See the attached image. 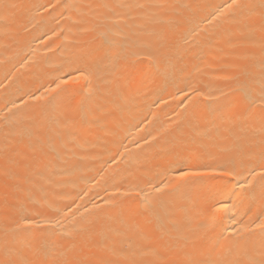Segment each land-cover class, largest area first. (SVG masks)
Listing matches in <instances>:
<instances>
[{"label":"bare ground","instance_id":"bare-ground-1","mask_svg":"<svg viewBox=\"0 0 264 264\" xmlns=\"http://www.w3.org/2000/svg\"><path fill=\"white\" fill-rule=\"evenodd\" d=\"M243 2L257 7L229 8L232 0H0V259L6 249L27 254L34 237L93 264H161L203 258L212 247L215 257L242 264L261 258L264 113L256 107L245 118L240 102L231 122L212 120L216 98L235 85L230 77L248 79L253 96L260 89L261 0ZM137 3L174 7L121 6ZM62 108L73 116L67 126L55 119ZM176 151L192 167L234 166L236 194L255 175L253 186L229 201L236 207L209 244L201 212L215 181L154 191L181 182L183 163L163 166ZM146 200L156 216L134 221L129 209L143 211Z\"/></svg>","mask_w":264,"mask_h":264},{"label":"snow or ice","instance_id":"snow-or-ice-1","mask_svg":"<svg viewBox=\"0 0 264 264\" xmlns=\"http://www.w3.org/2000/svg\"><path fill=\"white\" fill-rule=\"evenodd\" d=\"M122 7H135L139 9L149 8V9H166L174 7L172 5H167L164 3H149L142 4L137 3L135 5H121ZM229 8H235L238 10H249V12H254L257 7L254 4L243 2V0H232V3L228 5ZM260 12V23L259 30L264 34V0H261L259 5ZM104 35L107 39V35ZM187 42V41H185ZM261 51L262 57H264V35L261 36ZM159 45L161 48L166 46V41L163 35L159 37ZM174 55H179L175 53ZM148 57L153 59L155 62L156 57L149 53ZM172 55L165 57L167 60H171ZM80 71V77L88 79L90 73H86L84 70ZM245 76L248 74L245 73ZM77 77V78H80ZM230 79L235 81L233 88L228 89L227 92H221L219 97L216 98V108L214 109L212 120L213 123L219 121L220 123L231 122L233 117L231 115V109L240 102H243L247 105V115L251 114L252 109L259 107L264 113V58L261 60V77H260V89L256 96L252 95L251 82L248 79L241 80L239 76L230 77ZM60 86L57 85V88ZM199 95V93L197 92ZM64 95L68 99L72 98L71 93L68 90H64ZM239 96V99L237 98ZM83 107V102L81 103ZM57 122H63L66 126L73 121V116L70 110H64L63 108L59 111L58 115L55 117ZM39 126H37L38 128ZM261 133L264 134V116L261 117ZM264 143V142H262ZM264 156V153H262ZM184 164V167L181 168L177 175L180 183L170 186L169 184H161L154 188V191L168 195L169 193L165 192V189L172 188L174 192H183L191 190L197 185H207L211 181L216 183L209 189L210 197L208 194L205 195V199L208 201L205 208L202 210L201 215L203 216V222L201 228L203 229V242L209 244L211 238L216 229L227 219V214L231 212L236 207V201L229 203L232 200L233 196H236L237 199L239 195H243L245 191V185L251 188L255 180V175L253 174L252 179L245 180L244 184L240 185L241 193L236 194L232 190V185L234 181L239 180L240 173H238L235 167H229L226 165H220L216 168L208 169L205 166L192 167L189 164L187 156H183L182 152L176 151L172 154V158L164 162L163 166H175L178 164ZM6 179H11L14 177L12 172L5 173ZM261 181H264V169H261L259 172ZM7 187V184H5ZM262 196H264V184L261 185ZM218 196L227 197V199H220ZM158 200L160 197L157 198ZM121 209L123 206H120ZM129 212L134 221H139L140 219L144 220V223H151V218L156 216V210L152 203L145 201V208L143 211L137 209H129ZM138 231L141 228L139 222L134 223L133 225ZM157 227L162 228V223L157 217ZM264 227V225H262ZM27 254L22 250L16 249H6L4 257L0 259V264H93L86 258H69L68 250L64 249L62 244H58L54 241L43 240L38 237H34L31 241L26 243ZM216 248L212 247L206 256L203 258H188L181 260H162L161 264H242L239 260H229L226 258H218L213 254L215 253ZM261 258L259 260L250 258L247 261V264H264V246H262ZM100 264H112L111 261L100 262Z\"/></svg>","mask_w":264,"mask_h":264}]
</instances>
